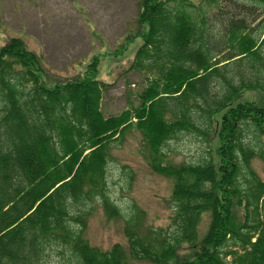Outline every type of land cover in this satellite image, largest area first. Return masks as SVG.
Masks as SVG:
<instances>
[{
    "label": "trees",
    "instance_id": "obj_1",
    "mask_svg": "<svg viewBox=\"0 0 264 264\" xmlns=\"http://www.w3.org/2000/svg\"><path fill=\"white\" fill-rule=\"evenodd\" d=\"M135 22L143 43L130 70L146 86L108 117L99 58L51 81L21 38L0 47V264H53V250L57 264H264V176L253 167H264V104L238 100L259 90L264 102V0H139ZM130 130L150 170L173 182L170 229L126 218L108 195L110 150ZM184 134L207 146L195 164L167 160ZM95 202L124 220L127 248L85 237Z\"/></svg>",
    "mask_w": 264,
    "mask_h": 264
},
{
    "label": "rangeland",
    "instance_id": "obj_2",
    "mask_svg": "<svg viewBox=\"0 0 264 264\" xmlns=\"http://www.w3.org/2000/svg\"><path fill=\"white\" fill-rule=\"evenodd\" d=\"M138 3L139 0H0V47L10 38H21L30 50L42 57V66L51 81L65 80L62 77L66 75L74 78L77 73L83 74L92 60L99 58L98 79L106 84L101 111L106 117L117 115L130 104H139L138 95L145 88L148 77L142 72L130 70L136 52L143 43L140 33L137 34L142 30L135 22ZM33 16L37 17L34 24L39 30L51 31L57 23L67 27L71 22L86 37L85 40L83 38L81 49H78L79 54L66 51L61 55L60 62H57L61 70L56 69L57 65L48 64L42 55V41L29 35ZM55 16L58 19L56 23ZM134 35L136 38L131 39L124 49L120 48L128 36ZM261 52L264 55V46ZM70 61H74L75 65L63 70L65 67L62 63ZM238 100L264 104L259 90H245ZM207 151L201 138L189 134L173 139L165 147L167 160L175 164H195L207 156ZM110 155L107 169L110 199L126 218L135 211L141 213L145 228L170 229L173 182L150 170L141 133L137 130L128 131L124 143L112 148ZM253 167L264 176L260 161H254ZM89 208L93 210L87 219L84 235L91 245L102 250H109L115 244L127 248L124 220L110 219L97 202ZM206 223H203L202 229ZM60 254L59 250H53L49 260L53 264L61 262ZM130 264L149 263L130 260Z\"/></svg>",
    "mask_w": 264,
    "mask_h": 264
},
{
    "label": "crops",
    "instance_id": "obj_3",
    "mask_svg": "<svg viewBox=\"0 0 264 264\" xmlns=\"http://www.w3.org/2000/svg\"><path fill=\"white\" fill-rule=\"evenodd\" d=\"M37 17H32V22L29 26V29L31 27V31L29 32V35L34 38L35 40L42 41V45H44V52H42L44 58L48 60V64H51L52 66L57 65L58 70L60 69V63L57 64V62H60V59L62 58V54H65L66 51L71 54H76L79 51L78 49H81L82 43H83V36L81 35L82 32L79 30L78 27H76L74 24L70 22V24L66 25L67 27H62L57 23L51 31L47 29L46 31L39 30L36 28L37 25H35V21ZM57 17L55 16V23H56ZM64 21V19H63ZM65 24L64 22H62ZM38 29V30H37ZM67 32H65V31ZM86 38V37H85ZM84 38V40H85ZM64 65V69H67L69 67H72L75 65L74 61L65 62L62 63ZM77 70V69H76ZM78 74V73H77ZM68 77V75L63 76Z\"/></svg>",
    "mask_w": 264,
    "mask_h": 264
}]
</instances>
